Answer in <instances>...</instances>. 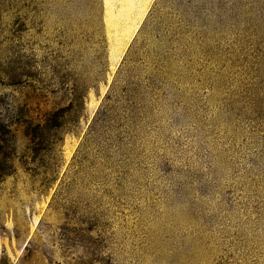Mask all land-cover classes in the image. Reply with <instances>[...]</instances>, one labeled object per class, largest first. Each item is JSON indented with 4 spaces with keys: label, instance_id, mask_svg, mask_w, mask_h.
<instances>
[{
    "label": "rangeland",
    "instance_id": "obj_1",
    "mask_svg": "<svg viewBox=\"0 0 264 264\" xmlns=\"http://www.w3.org/2000/svg\"><path fill=\"white\" fill-rule=\"evenodd\" d=\"M0 264H264V0H0Z\"/></svg>",
    "mask_w": 264,
    "mask_h": 264
}]
</instances>
